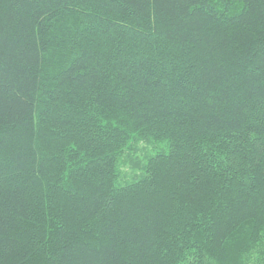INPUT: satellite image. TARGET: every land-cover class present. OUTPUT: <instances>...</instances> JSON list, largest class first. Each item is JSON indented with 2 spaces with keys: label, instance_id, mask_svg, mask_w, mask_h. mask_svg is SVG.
Masks as SVG:
<instances>
[{
  "label": "trees",
  "instance_id": "16d2710c",
  "mask_svg": "<svg viewBox=\"0 0 264 264\" xmlns=\"http://www.w3.org/2000/svg\"><path fill=\"white\" fill-rule=\"evenodd\" d=\"M0 264H264V0H0Z\"/></svg>",
  "mask_w": 264,
  "mask_h": 264
},
{
  "label": "rangeland",
  "instance_id": "374dc122",
  "mask_svg": "<svg viewBox=\"0 0 264 264\" xmlns=\"http://www.w3.org/2000/svg\"><path fill=\"white\" fill-rule=\"evenodd\" d=\"M164 146L166 145L163 142L155 143L140 138L131 140L122 153L118 165L120 183L127 184L141 176L143 173L142 168L148 158L158 152H165Z\"/></svg>",
  "mask_w": 264,
  "mask_h": 264
}]
</instances>
